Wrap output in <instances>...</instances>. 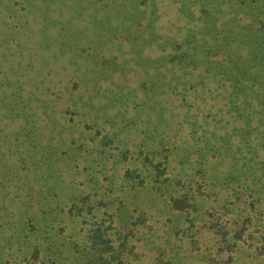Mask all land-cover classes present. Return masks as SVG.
<instances>
[{
  "label": "trees",
  "instance_id": "16d2710c",
  "mask_svg": "<svg viewBox=\"0 0 264 264\" xmlns=\"http://www.w3.org/2000/svg\"><path fill=\"white\" fill-rule=\"evenodd\" d=\"M116 2L119 7V0ZM138 4L140 12L135 15H139V21L132 20L130 15L116 21L118 26L139 31L133 32L137 41L124 37L117 40L116 44L112 43L115 53L110 56L112 65L107 66L113 68L111 75L117 74L116 80L111 78L109 81L114 86L107 89L97 82L89 87L87 94L81 93L80 97L82 106L88 102L92 104V109L96 108L94 99L102 102L106 109L108 106L116 107V113L111 116L113 124L129 121L125 128L135 134L145 132L149 137L140 140L135 149L131 150L127 145L116 154L111 151L118 146L109 147L115 141L110 131L105 132L94 121L88 122V117L78 112L81 117H85L83 132L91 131L90 134H93L90 139L101 134L97 147L86 148L84 152L78 149V157L84 155L83 158L89 165L85 170L95 169V161L117 158L113 167H103L97 171L102 174L101 179L96 173L89 171L81 183L78 180L77 184L73 178L64 181L57 175L68 164L64 163L61 168L57 165V172H53L56 164L51 159L57 157V154L52 147L50 151L41 153V149L35 148L34 144L27 146L28 148L24 146L29 141L27 135L24 139L19 136L17 140H13H19V147L27 149L22 150L20 156L23 166L25 163L33 166L31 161L34 159L37 166L31 169L33 173H29L35 176V180L38 179V171L43 172V175L47 173L46 182L52 185L53 192L47 194L45 199L49 200L51 197L57 205L44 210L40 218H37L30 206V215L20 230L21 233L23 231L21 237L27 239L23 241L15 226L19 224L18 221H9L10 218L22 217L23 201L6 193L9 179L6 182L3 180L5 187L0 190V264H143L140 258L146 257V252L137 250L139 242L149 234L155 236L159 223L165 224L162 220H152L148 215L149 209L146 206L157 199L163 200V207H158L157 211L170 215L180 214L183 221L179 218L169 220L168 233L177 242L174 240L173 243L170 239L164 246H159L153 263L150 264H188L183 260L182 251L199 255L197 252L202 251L200 239L193 232L197 226L200 202L196 193L177 194L174 188L184 182L181 173L192 167L196 168L194 175L198 178L197 190L202 193H205L207 186L227 183L224 187L229 188L228 194L218 201L220 210L241 201L242 210L248 213L240 228H237L235 236L230 238L226 223L219 222L220 217L227 213L226 210L222 209L224 212H221L216 209L208 212V216L205 215L207 211H202L204 225L217 237L213 242L209 241L211 246L206 245L205 251L211 248H216L217 253L228 251L230 262L235 263L237 258L234 253L240 250L237 240L244 236L250 225H256L253 221L254 209L255 212L258 208L261 209L260 203L264 199V0H139ZM21 5L17 9L14 8L16 4L4 6L13 18L9 15L8 19L3 18L8 26L17 29L21 26L11 24L16 12L20 16L29 15L31 2L25 1ZM101 7L100 11L103 8L106 10L107 5ZM229 14V19L224 21V17ZM244 17L250 20L246 22ZM45 20L38 24L42 32ZM30 23L27 19L24 25L29 26ZM61 24L69 25V28L71 22L66 20ZM71 37L77 39L72 34ZM123 40L130 41L128 45L131 47L133 67L129 66V59L122 57L129 54ZM205 47L209 51L214 50L209 56L206 53V56L211 63L209 68L217 70L214 76L222 81L218 82V87L222 88L220 96L225 95L220 101L217 100L219 97L214 94V89L209 86L211 78L207 79L206 76L199 81L204 84L203 90L199 91L196 83L183 84L178 81L179 75H176L185 67L191 66L193 70L197 68L204 60L197 56V52H203ZM154 49L159 50L156 55ZM215 55H222V62L214 63L211 57ZM27 69L23 68V72ZM37 69L42 74L45 71L44 67ZM52 71L48 68L43 77L48 73L52 74ZM102 72L103 68L99 70L101 76ZM16 74L19 78L12 79ZM24 76L20 69H16L10 76L12 78L8 77L7 83L0 80V105L4 99L1 96L2 88L9 82H19L25 88L28 80ZM165 85L170 88L171 94L176 95L174 101L171 95L168 97L171 101L166 97L160 100L157 98ZM13 86L15 90L12 92L20 93L22 89L14 84ZM51 87L54 86L44 84L40 89L42 93H46ZM26 105L30 111L31 106ZM48 105L52 106L49 102ZM93 112L95 111L89 110L87 115H93L95 119L97 116ZM62 113L64 116V111ZM72 114L79 115L74 112ZM50 115L46 114L47 117ZM27 117H30V112H27ZM74 120L73 117L67 119L68 122ZM2 130L0 128V132ZM9 135L12 134L7 136ZM148 140L150 144L147 143ZM83 147V144L79 146ZM128 152L129 155H126ZM44 153H50V168L46 161H36L45 157ZM103 153L108 154V157H99ZM138 160H141V165L135 163ZM17 162L13 161V167L7 168L5 178L16 170ZM121 164H124V172L114 178L113 172ZM177 164L179 167L175 166ZM3 173L0 171V175L4 176ZM14 174L16 176H13V182L19 176L17 171ZM20 175L21 178H27V173ZM24 184L19 183V188ZM69 185L73 188L82 186L76 188L79 195L73 201H70L73 194L63 198L61 192L55 191L56 187L63 189ZM46 205L43 202L40 207L44 209ZM58 216L61 222L65 221V216L66 221H69L56 229L55 222L60 221ZM42 219L43 226L46 227L45 233L48 230L51 232L45 237L47 247L42 242L31 243L34 237H38L41 229H38L37 223ZM75 222L76 227L82 223L87 225L82 226L84 233L80 235V231H76L63 235L69 229L68 225ZM76 227H72V230ZM68 237L71 240L69 252L65 242ZM247 238L255 239L251 233ZM30 243L33 244V249L26 251L25 245ZM260 247H264V244H260ZM44 249H51V252L46 255ZM207 262L227 264L214 258L207 259Z\"/></svg>",
  "mask_w": 264,
  "mask_h": 264
},
{
  "label": "rangeland",
  "instance_id": "374dc122",
  "mask_svg": "<svg viewBox=\"0 0 264 264\" xmlns=\"http://www.w3.org/2000/svg\"><path fill=\"white\" fill-rule=\"evenodd\" d=\"M25 1L31 2V11L29 15L20 16L16 12V17L14 20H11V24H19L21 26L18 29L8 26L3 18L6 17V19H8V15L11 19L13 18L11 17V12L4 6L6 4H16L14 8L17 9L19 6H22L21 4L25 3ZM155 1L157 2L159 0ZM117 3L116 0H0V63L2 64L0 65V80L7 83L8 77L12 78L10 76L16 69H20V72L24 73L25 79L28 80L25 83V88L21 87L19 82H17L18 84L9 82L7 86L2 88L1 96L4 99L0 105V128H3L0 132V171L4 172V176H2V174L0 175V190L2 191L4 189V182L9 179V186L6 189V193L9 192V196H17L20 201H23L22 217L9 219V221H18L19 224L15 226H17V230L19 231L18 235H20V239L23 241L27 239L21 237L23 231L21 233L20 230L24 227L28 215H30V206L32 207V212H36L35 215L37 218H40L44 210H49V208L56 206L57 203H55L51 197L49 200L45 199L47 194H52L53 192V190H51L52 185L46 182L47 173L43 175V172L40 173V171H38L36 174L38 175V179L35 180V176L29 173L31 169L37 166L34 159L31 161V163H34L33 166L31 164L27 165L26 163L24 166L21 164L20 156L22 150H27L25 149L27 146L29 147L34 144L35 148L41 149V153H43L47 152V150L50 151L52 147L57 154V157L51 159V161H54L56 164L55 169H52L53 172L56 173V168L58 166L61 168L65 165L64 163H66L68 167L65 166L62 168L57 175L64 181H70V179L73 178L77 184L78 180H80L79 182L81 183L82 178H84L85 174L89 171L96 173L101 179L102 174L97 171L103 167H113V162L115 158H117L111 157L107 160L95 161V169L85 170L89 165L83 158L84 155L78 157V149L84 152L86 148L91 149L97 147L101 134L95 137V139H90L93 134H90L91 131L83 132L85 117H81V114L78 112L85 114V116L88 117V122L91 123L94 121L98 123L97 125L103 128L105 132L110 131L109 133L115 138V141H112L113 143L110 144L109 147L118 146L111 151L116 154L121 148L127 145L130 146L131 150L135 149V145L139 143L140 140L149 137V134L145 132L142 133L140 131L138 134H135L132 133V130L125 128L124 126H127L129 121L113 124L111 122V116H113L116 113L115 110H117L114 106H108L106 109L105 106H102V102H98L97 99L93 100L96 104L95 109H92V104L90 105L88 102L82 106L80 95L81 93L87 94L92 84L99 82L107 89L114 86L111 85L109 81L111 78L112 80H116L117 74L114 75L113 73L111 75L113 68L112 66H110V68L107 66V64L112 65L110 56L115 53L112 43L115 42L116 44L117 40H122L124 37H128L129 40L132 38L133 41H137L135 38L136 35L135 33L133 34V32L135 31L137 33L139 29L131 31L128 27L118 26L116 21L119 22L122 18L129 17V15L132 20H138L137 18L139 15L135 14L140 12L139 0H119V7H117ZM101 5H107L106 10L103 8L100 11L99 8H102ZM228 16H231V14L225 16L223 20L226 21L229 19ZM42 18L46 19L43 24V32L38 25L39 21L43 20ZM27 19L31 21L29 26L24 25ZM243 19L244 21L247 20L246 22L250 20L246 17ZM66 20L71 22L69 28V25L66 26L61 24ZM136 22L134 23L136 24ZM131 28L133 30V27ZM71 34L77 39H73ZM129 40H123L124 46L127 45L126 49L129 54H125L122 57H124L123 59H129V66L133 67L134 62L131 59L133 56L130 53L131 47L128 45L130 44ZM259 43L260 42H258L257 45H259ZM176 46L177 45H175V48ZM153 51L154 55H156L159 50L154 49ZM213 51L214 50L209 51V49L205 47L203 52H197V56L204 58V60H202L203 62L194 70L191 66L180 69L176 75H179L178 81L183 84L187 83V85H190L191 82L196 83V88L199 91H202L204 88L203 82L201 83L199 81L205 79L206 76L207 79L211 78L209 86L214 89L213 92L219 97L217 100L220 101V98L225 95L223 94L220 96L222 88H220V86L218 87V82L222 81L219 80L217 76H214L217 70L214 67L209 68L211 63L207 61L208 56ZM134 52L139 55L138 52ZM206 53L208 56H206ZM182 58L185 59V57ZM211 59L214 63H219L220 61L222 62L223 56L215 55L211 57ZM25 67L28 69L26 72H23V68ZM38 67L45 68L43 74L41 70L37 69ZM48 68L53 70L52 74L49 75L48 73L46 77H43L47 74ZM102 68L104 72H102L103 75L101 76L99 70ZM137 69L140 70L139 68ZM18 78V74H16L12 79L17 80ZM69 81L70 83H68ZM13 84L22 89L20 93L12 92L15 90ZM44 84H51L54 87H51L50 91L42 93L40 87ZM161 90L164 91V93ZM160 91V94L157 96L159 100L164 97L168 98L169 95L172 96L173 101L176 99V95L171 94L170 88L167 87V85H165L163 89H160ZM169 100L171 101V98ZM48 102L52 105L51 107H49ZM26 104L31 106L30 111H28V106ZM105 104L109 103L105 102ZM46 105H48L47 109H45ZM22 106L25 108H22ZM89 110L95 111L92 113L97 116L95 119L93 115H87ZM62 111H64V116ZM27 112H30V117H27ZM72 112L79 115H73ZM48 113L51 114L49 117L46 116ZM69 117H73L75 120L73 122H68L67 119H69ZM153 125V127H155V124ZM8 134L12 135L7 136ZM25 135L29 137V141L25 143V148H20L19 143H17L19 140H13L19 136L24 139ZM81 143L84 145L83 149L79 148V146H82ZM147 143L150 144V140H148ZM44 154L45 157L37 159L36 161H46L48 163V156L51 157L50 153ZM99 155V157H108V154L105 153ZM126 155H129V152ZM96 156L97 154L95 153V157ZM17 160L19 162H17ZM13 161L17 162L16 170L9 173V176L5 178V174L8 172L7 168L13 167ZM140 162L141 160L135 161V163L141 165ZM48 166L50 168V163H48ZM175 166L179 167L178 164ZM195 170L196 168L192 167L186 172H182L180 176H182L184 182L174 188L177 194L183 192H190V194L196 193V198L200 202L199 210L197 211L199 212V217L196 221L197 226L194 228L193 232L197 234L200 239L202 251L197 252L200 253V255L195 253L188 254L182 251L183 260L188 264H208L207 259L209 258L218 259L227 264H264V247H260V244H264V199L260 203L261 209L258 208L257 212H255L254 209L255 217L253 221L256 225H250L245 231L244 236L237 240L240 250L234 253L237 258L235 259V263L230 262L228 251L217 253L216 248L205 251L206 245L211 246V242L209 241L213 242L217 237L212 235V232L204 225L205 222L201 219L204 215L201 214L207 211L205 215L208 216V212H214L216 209L220 210L221 205H219L218 201H221L222 197L227 196L229 188L224 187L227 183H218L215 184V186H207L205 193L198 191V184L196 181L198 178L194 175ZM16 171L19 173V176L16 181L13 182V176H16L14 174ZM123 172L124 164H121L114 170V178ZM23 173H27V178H21L20 174ZM31 173H33V171H31ZM109 173L111 172L109 171ZM110 176H112V173ZM21 182L25 184L23 187L19 188V183ZM76 188H82V186L78 185ZM76 188L69 185L63 189L56 187L55 191L61 192L63 198L73 194L70 199V201H73L77 199L79 195V191H76ZM199 193L201 194L200 196ZM208 193H210L209 196ZM31 196H33L32 199ZM167 197H169V195H167ZM149 201L150 200H148V202ZM162 201V199L150 201L148 206H146L149 209L148 215L152 220H162L165 224L159 223L155 236H150L149 234L144 240L139 242L137 250H144L146 252V257L140 258L143 264L147 262H149V264L153 263L157 248L161 245L164 246L166 241L170 239H172L173 243L176 241V239L173 238V236L171 237L168 233L169 220L175 221L179 218V220L183 221V216L180 214L170 215L162 211H157L158 207H163ZM43 202L47 203L44 209L40 207ZM241 203V201L231 203L227 208H222L226 210V214L222 217L217 215L220 217L219 222L224 221V223H226V229L229 231L230 238L235 236L237 228H240L241 222L248 216V213L242 210ZM222 209L220 211L224 212ZM58 218L60 221L55 222L56 229L61 228L64 226L65 222L68 223L69 221H66L67 218L65 216V221L61 222L63 218L62 214L61 219L60 216H58ZM42 221L43 219L39 224L37 223V227L39 226L38 229L41 230H37L38 237H34L31 243L37 244V242H42V244L44 243L47 247L48 244L45 237L51 234V232L48 230V232L45 233L46 227L43 226ZM68 226L69 229L65 233H62L65 236L76 231H80L81 235L84 233L83 227L87 225L82 223V225L76 227L75 222ZM72 227H76V229L72 230ZM249 233L255 237L254 240L247 238ZM74 237H76V235ZM81 239L82 237H80V240ZM65 242L67 243L66 246H68L66 247L67 252H69L71 247L70 237L66 238ZM31 243L25 245L26 251L27 249H33V244ZM44 250L46 255L51 252V249ZM52 250L55 249L53 248Z\"/></svg>",
  "mask_w": 264,
  "mask_h": 264
}]
</instances>
